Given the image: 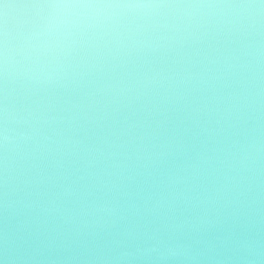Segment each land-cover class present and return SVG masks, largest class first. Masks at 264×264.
Segmentation results:
<instances>
[{
    "label": "clouds",
    "instance_id": "obj_1",
    "mask_svg": "<svg viewBox=\"0 0 264 264\" xmlns=\"http://www.w3.org/2000/svg\"><path fill=\"white\" fill-rule=\"evenodd\" d=\"M0 264H264V0H0Z\"/></svg>",
    "mask_w": 264,
    "mask_h": 264
}]
</instances>
